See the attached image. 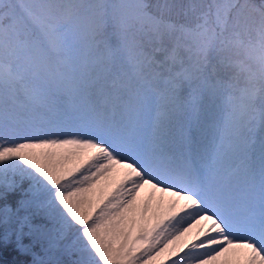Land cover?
<instances>
[{"label":"snow or ice","instance_id":"obj_1","mask_svg":"<svg viewBox=\"0 0 264 264\" xmlns=\"http://www.w3.org/2000/svg\"><path fill=\"white\" fill-rule=\"evenodd\" d=\"M7 247L264 264V0H0Z\"/></svg>","mask_w":264,"mask_h":264},{"label":"trees","instance_id":"obj_2","mask_svg":"<svg viewBox=\"0 0 264 264\" xmlns=\"http://www.w3.org/2000/svg\"><path fill=\"white\" fill-rule=\"evenodd\" d=\"M26 244L30 243L28 238H25L24 241ZM38 244L35 245L34 251L37 253ZM32 257L31 256H21L18 254L13 247H7L3 251V260L4 261H22L23 264H30Z\"/></svg>","mask_w":264,"mask_h":264},{"label":"bare ground","instance_id":"obj_3","mask_svg":"<svg viewBox=\"0 0 264 264\" xmlns=\"http://www.w3.org/2000/svg\"><path fill=\"white\" fill-rule=\"evenodd\" d=\"M151 191L150 189H144L141 193L142 197H147V194L148 192ZM167 199V197H165ZM172 258H175V257H172ZM160 260H163V261H168L169 260V256L167 254H164L162 255L160 258Z\"/></svg>","mask_w":264,"mask_h":264},{"label":"rangeland","instance_id":"obj_4","mask_svg":"<svg viewBox=\"0 0 264 264\" xmlns=\"http://www.w3.org/2000/svg\"><path fill=\"white\" fill-rule=\"evenodd\" d=\"M38 245H39V244H38ZM37 254H38V255L42 254V253H41V250H40V246H38Z\"/></svg>","mask_w":264,"mask_h":264}]
</instances>
